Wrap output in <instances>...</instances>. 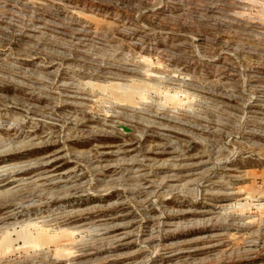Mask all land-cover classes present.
<instances>
[{"label": "rangeland", "instance_id": "rangeland-1", "mask_svg": "<svg viewBox=\"0 0 264 264\" xmlns=\"http://www.w3.org/2000/svg\"><path fill=\"white\" fill-rule=\"evenodd\" d=\"M0 264H264V0H0Z\"/></svg>", "mask_w": 264, "mask_h": 264}, {"label": "water", "instance_id": "water-1", "mask_svg": "<svg viewBox=\"0 0 264 264\" xmlns=\"http://www.w3.org/2000/svg\"><path fill=\"white\" fill-rule=\"evenodd\" d=\"M120 128H122L124 131H128V127H125V126H121Z\"/></svg>", "mask_w": 264, "mask_h": 264}, {"label": "bare ground", "instance_id": "bare-ground-1", "mask_svg": "<svg viewBox=\"0 0 264 264\" xmlns=\"http://www.w3.org/2000/svg\"><path fill=\"white\" fill-rule=\"evenodd\" d=\"M3 192V191H2Z\"/></svg>", "mask_w": 264, "mask_h": 264}]
</instances>
